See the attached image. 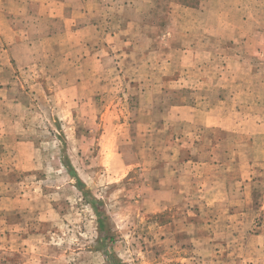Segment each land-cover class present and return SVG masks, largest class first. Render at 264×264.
Wrapping results in <instances>:
<instances>
[{
	"label": "rangeland",
	"instance_id": "1",
	"mask_svg": "<svg viewBox=\"0 0 264 264\" xmlns=\"http://www.w3.org/2000/svg\"><path fill=\"white\" fill-rule=\"evenodd\" d=\"M0 264H264V0H0Z\"/></svg>",
	"mask_w": 264,
	"mask_h": 264
},
{
	"label": "crops",
	"instance_id": "2",
	"mask_svg": "<svg viewBox=\"0 0 264 264\" xmlns=\"http://www.w3.org/2000/svg\"><path fill=\"white\" fill-rule=\"evenodd\" d=\"M211 112H212V111H210V112L208 113V117H209L210 120H213L215 117H212ZM193 115H195V114H193ZM206 125H208V126H213V125H219V123H216V121H215V122H211V121H210L209 123H206Z\"/></svg>",
	"mask_w": 264,
	"mask_h": 264
},
{
	"label": "trees",
	"instance_id": "3",
	"mask_svg": "<svg viewBox=\"0 0 264 264\" xmlns=\"http://www.w3.org/2000/svg\"><path fill=\"white\" fill-rule=\"evenodd\" d=\"M99 221H100L101 233L103 234V225H102V221H101V220H99Z\"/></svg>",
	"mask_w": 264,
	"mask_h": 264
}]
</instances>
